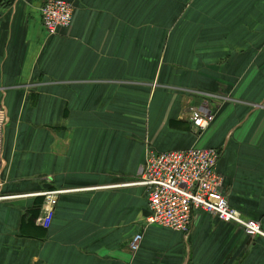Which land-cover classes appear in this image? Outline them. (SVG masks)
<instances>
[{"label": "crops", "instance_id": "obj_1", "mask_svg": "<svg viewBox=\"0 0 264 264\" xmlns=\"http://www.w3.org/2000/svg\"><path fill=\"white\" fill-rule=\"evenodd\" d=\"M46 1L0 0V264H264L263 236L210 213L148 225L133 183L148 151L216 148L231 205L264 230V0H69L53 36Z\"/></svg>", "mask_w": 264, "mask_h": 264}, {"label": "built area", "instance_id": "obj_2", "mask_svg": "<svg viewBox=\"0 0 264 264\" xmlns=\"http://www.w3.org/2000/svg\"><path fill=\"white\" fill-rule=\"evenodd\" d=\"M75 4L69 0H47L41 7L47 34H59L71 28ZM196 130L203 132L214 121L215 114L206 102L190 108ZM220 152L216 148L192 147L166 152L148 151L139 179L134 184L146 190L148 225L188 233L195 213L204 211L225 222L241 226L251 237L263 236L262 223L247 218L231 205L225 193V177L218 171ZM60 190L44 193V215L39 219L49 228L55 216ZM143 233H137L130 244L133 253L140 250Z\"/></svg>", "mask_w": 264, "mask_h": 264}, {"label": "rangeland", "instance_id": "obj_3", "mask_svg": "<svg viewBox=\"0 0 264 264\" xmlns=\"http://www.w3.org/2000/svg\"><path fill=\"white\" fill-rule=\"evenodd\" d=\"M1 105H2V104H1ZM1 105H0V106H1ZM3 113H4V112H3ZM2 118H3V116H2ZM5 121H7V122L9 121L8 114H7V110L5 111V117H4L3 121L0 119V123H1V124H2V123L4 124ZM5 123H6V122H5Z\"/></svg>", "mask_w": 264, "mask_h": 264}]
</instances>
